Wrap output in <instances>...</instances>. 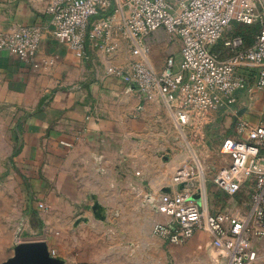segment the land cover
Here are the masks:
<instances>
[{
	"label": "crops",
	"instance_id": "1",
	"mask_svg": "<svg viewBox=\"0 0 264 264\" xmlns=\"http://www.w3.org/2000/svg\"><path fill=\"white\" fill-rule=\"evenodd\" d=\"M49 1L0 0V31L17 24L43 29L38 67L0 51V110L14 116L12 166L25 180V213L13 237L11 199L0 191V262L13 255L22 233L20 241H46L63 264H216L218 254L207 229L177 244L154 234L155 222L167 220L156 204L162 193L178 191L174 176L184 165L194 169L189 160L194 157L203 208L208 213L234 211L229 194L214 183L231 162L221 144L235 134L237 117L261 122L264 92L238 91L236 109H219L200 127L181 128L161 94L146 98L136 86L107 72L109 64L132 61L124 40L115 54L90 43L86 56L75 55L53 35ZM166 121L183 137L191 135L189 150L184 145L172 160L161 153L162 142L156 138ZM204 174L211 178L209 199ZM96 199L103 219L92 209ZM254 245L263 258L264 238Z\"/></svg>",
	"mask_w": 264,
	"mask_h": 264
},
{
	"label": "built area",
	"instance_id": "2",
	"mask_svg": "<svg viewBox=\"0 0 264 264\" xmlns=\"http://www.w3.org/2000/svg\"><path fill=\"white\" fill-rule=\"evenodd\" d=\"M46 12L54 37L79 57L86 56L90 43L115 54L119 40L128 42L132 61L127 66L109 64L107 72L136 86L146 98L161 94L181 128L200 127L211 112L236 105L238 91L264 92V0H50ZM235 24H259L251 44L234 32ZM159 29L181 42L180 60L175 64L169 58L161 72L150 61L148 40ZM42 38L41 26L17 24L0 31V51L38 67ZM233 128L235 134L221 144L231 162L219 170L214 183L231 196L250 184V209L206 212L194 198L201 193L195 169L184 165L174 182L188 184L176 193L161 194L156 208L167 220L155 222L153 232L177 244L207 229L218 254L216 264H264L254 245L264 238V111L261 122L237 117Z\"/></svg>",
	"mask_w": 264,
	"mask_h": 264
},
{
	"label": "rangeland",
	"instance_id": "3",
	"mask_svg": "<svg viewBox=\"0 0 264 264\" xmlns=\"http://www.w3.org/2000/svg\"><path fill=\"white\" fill-rule=\"evenodd\" d=\"M233 29L236 30L239 29V27H233ZM148 40L151 46L150 59L156 69L164 70L167 66L169 58H173L175 64L178 63V60L180 58L181 42L177 37L164 29H159L152 33L151 36H149ZM126 47L131 51L128 42H126ZM232 107V109H234L235 105ZM233 114H235V112ZM14 122V116L3 112V110H0V188H5V191H0L4 192L6 196L8 195L11 199V217L9 221L11 223L12 237L13 235L15 236V230L17 228L16 222L18 221L20 214L25 213L22 205L25 201V180L23 178V175L17 174V171L14 170L12 166L13 153L16 150ZM163 126L160 125V130L163 131V134H156V138L162 142L161 148H159V150L162 151L161 153L165 155L167 160L174 159L176 157V154L184 151L185 146L187 149L186 151L189 150V148L191 147H189L188 143L191 136L189 132L188 136L187 134L184 135L186 136L185 138L170 121H166ZM232 129L233 128L231 127V130ZM173 141L175 144L174 147H171V145H173ZM189 160L192 163H195L194 169H196V176H198L199 178L200 174L198 171L199 168H197V161H195L194 157H191ZM204 176L206 177V193L209 199V197H213V195L211 194L212 190L210 185L211 178L208 179L209 176L207 174H204ZM229 197L234 212L246 213L251 207V185L247 184L239 194L234 196L229 195ZM216 198L219 200H217L218 202H221L223 204V206L228 205L226 200H222L218 197ZM223 209L224 208H222V210ZM20 238H25L22 237V233L19 235V240ZM259 245L261 247V244ZM11 251L14 252V248ZM171 263H173L172 259Z\"/></svg>",
	"mask_w": 264,
	"mask_h": 264
},
{
	"label": "water",
	"instance_id": "4",
	"mask_svg": "<svg viewBox=\"0 0 264 264\" xmlns=\"http://www.w3.org/2000/svg\"><path fill=\"white\" fill-rule=\"evenodd\" d=\"M188 183L177 184L178 190H182ZM199 199V195H194ZM102 206L96 199L92 209L97 218L103 219L105 216L101 210ZM0 264H63V260L52 255L48 244L44 240L20 241L14 245V253Z\"/></svg>",
	"mask_w": 264,
	"mask_h": 264
},
{
	"label": "trees",
	"instance_id": "5",
	"mask_svg": "<svg viewBox=\"0 0 264 264\" xmlns=\"http://www.w3.org/2000/svg\"><path fill=\"white\" fill-rule=\"evenodd\" d=\"M234 27H239V29H236L234 32L242 35L247 44H251L253 42L254 35L257 33L259 29V24H252V25L235 24Z\"/></svg>",
	"mask_w": 264,
	"mask_h": 264
},
{
	"label": "bare ground",
	"instance_id": "6",
	"mask_svg": "<svg viewBox=\"0 0 264 264\" xmlns=\"http://www.w3.org/2000/svg\"><path fill=\"white\" fill-rule=\"evenodd\" d=\"M206 204V203H205Z\"/></svg>",
	"mask_w": 264,
	"mask_h": 264
}]
</instances>
